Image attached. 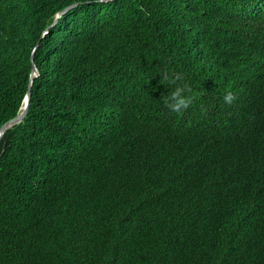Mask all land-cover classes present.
<instances>
[{
	"label": "trees",
	"instance_id": "16d2710c",
	"mask_svg": "<svg viewBox=\"0 0 264 264\" xmlns=\"http://www.w3.org/2000/svg\"><path fill=\"white\" fill-rule=\"evenodd\" d=\"M31 55L0 264H264V0H0V127Z\"/></svg>",
	"mask_w": 264,
	"mask_h": 264
},
{
	"label": "clouds",
	"instance_id": "9594fccd",
	"mask_svg": "<svg viewBox=\"0 0 264 264\" xmlns=\"http://www.w3.org/2000/svg\"><path fill=\"white\" fill-rule=\"evenodd\" d=\"M173 90L165 96V104L173 113L183 115L194 103L196 97L191 93L187 85L180 86L176 80H172ZM236 97L233 93L228 92L224 96V103L231 105Z\"/></svg>",
	"mask_w": 264,
	"mask_h": 264
},
{
	"label": "water",
	"instance_id": "95a60500",
	"mask_svg": "<svg viewBox=\"0 0 264 264\" xmlns=\"http://www.w3.org/2000/svg\"><path fill=\"white\" fill-rule=\"evenodd\" d=\"M101 1H109V0H101ZM77 6V3H74L70 6H67L65 7L64 9H62L61 11H59L52 24L50 25V27H53L57 22L58 20L65 14L67 13L70 9L74 8ZM49 27V28H50ZM48 29H46L44 31V33L47 32ZM31 63H32V66H31V71H30V82L28 84V89H27V92H26V95L24 97V100H23V103H22V106L20 108V112L17 116H15L14 118L10 119L9 121H7L6 123H4L1 127H0V139L2 138V136L4 135V133L9 129L11 128L12 126L14 125H17L19 124L21 121H23V119L25 118V116L27 115V111H28V107H29V99H30V86H31V83H32V80L33 78H35L37 76V70H36V67L33 63V55H31Z\"/></svg>",
	"mask_w": 264,
	"mask_h": 264
}]
</instances>
